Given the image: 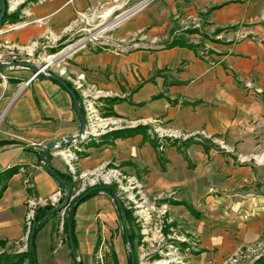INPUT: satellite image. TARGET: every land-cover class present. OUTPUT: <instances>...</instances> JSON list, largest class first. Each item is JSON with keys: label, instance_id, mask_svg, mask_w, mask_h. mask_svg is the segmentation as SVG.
<instances>
[{"label": "crops", "instance_id": "crops-1", "mask_svg": "<svg viewBox=\"0 0 264 264\" xmlns=\"http://www.w3.org/2000/svg\"><path fill=\"white\" fill-rule=\"evenodd\" d=\"M120 3V0L11 3L12 9L24 4L17 22H41L10 32L5 31L10 23L0 25V72L12 76L8 77L11 81L0 80V241L6 242L8 252L25 251L27 188H33L30 193L40 203L61 190L47 171L43 154L48 145L63 143L80 132L74 101L61 86L69 83L80 97L84 112L83 102L92 106L98 100L109 128L73 146L77 152L70 146L61 151L64 155L49 151V166L67 173V163L61 159L67 156L70 161L75 159L71 164L80 173L96 174L110 163H118L120 170L144 186L146 193L168 194L175 201L188 202L200 214V218L189 212L185 216L200 236L198 257L214 259L215 251L214 260L218 261L250 240L242 228L239 241L229 240L207 225L205 218L211 216L206 210L210 203L223 201L224 191L240 187L245 181H240V174L246 168L238 167L234 156L219 148L214 139L228 147L235 143L242 146L250 130L248 122L264 116V24H261L264 0H177L174 6L181 11L182 19H196L199 11L207 33L199 28H184L186 32L164 44L161 41L168 36L157 34L158 29L153 26L156 24L147 12L117 28L112 49L98 47L93 51L86 45L71 56L62 53L58 75H54L49 64L52 60L48 58L53 59L59 52L54 53L55 44L66 42L76 27L84 31L82 27L93 22L91 15L98 6L116 9ZM212 8L216 9L210 11ZM103 30L101 33L108 28ZM197 38L202 41L196 42ZM40 57H45V65L26 85L36 71L31 63ZM249 88L253 90L246 92ZM255 93L261 97L251 96ZM118 123L120 127H115ZM137 126H147L148 130L125 138L113 136V132ZM235 156L238 159L240 155ZM116 214L113 199L103 192L77 207L76 262L95 264L97 241H100L97 248H103L107 232L110 231L111 237L117 230L113 226ZM65 219L66 216L56 227L57 233L53 231V218L38 231L37 264H73L70 242L61 236ZM120 239V235L113 239V249L118 264H126L121 256Z\"/></svg>", "mask_w": 264, "mask_h": 264}, {"label": "rangeland", "instance_id": "rangeland-1", "mask_svg": "<svg viewBox=\"0 0 264 264\" xmlns=\"http://www.w3.org/2000/svg\"><path fill=\"white\" fill-rule=\"evenodd\" d=\"M120 1L121 5L116 9L98 6L91 15L93 22L90 25H84V27H82L85 29L84 31H80V28L76 27L71 32L72 36L66 42H60L59 45H57L58 43L55 44V49L59 52L53 55V59L48 58V61L52 60L49 64L50 70H52L54 75H58L59 66L63 60L61 56L62 53L63 56H71L74 51L86 45L92 48L91 50L93 51L98 49V47L112 49L114 47L111 46V41L117 28L126 21L139 18L147 12H150L148 18L156 24L153 26L158 29L157 34L159 36H168L167 39L161 41L164 44L167 43L171 37L177 38L178 35L186 32L185 30H190L192 28H199L203 33H207L206 28L202 26V22L199 19V11H196V19H182L181 11H178L177 6H174L177 0H128L126 3L125 0ZM13 2H17V0H7L6 12L8 14L18 9V6L11 9V3ZM122 2L125 4L122 5ZM261 7H264V3ZM107 12L111 13L109 16L104 17ZM261 24H264V21H261ZM150 28L151 27L142 30L137 34V37L145 34ZM103 29L107 31L101 33ZM194 40L196 42L202 41L200 38ZM99 42H103L104 45H92L93 43ZM44 59L45 57H40L37 58L34 63H31L36 71L41 70L45 65ZM67 62L69 64L72 63V61L68 59ZM36 71L32 73L35 74ZM7 76L12 77L11 75ZM8 77L7 81H11ZM25 87L26 85H24L22 89ZM251 90H253V88H249L246 92ZM93 96H97V94ZM251 96L260 98L261 94L255 93L251 94ZM92 101H94V99ZM94 102L92 106L91 104L89 105V102H83L84 107L86 106L83 135L74 142H63L58 144V148H52L50 150L52 154H58L60 151L59 154L64 155L61 151H64L65 147L69 146V149L73 152H77L73 150V146L85 142L87 139L86 137H90L91 135L96 136L109 128V126L105 125V110L102 105H99L97 99H95ZM260 118H264V116L256 117L248 122L250 130L242 146L237 147V143H235L231 144V147H228L223 141L214 139L217 146L228 151L229 155L234 156V163L240 168H246V171L245 173L244 169L241 171L240 181H245H243L240 187H231L227 189L224 191L226 194L223 196V201H216L208 205L206 210L211 216L205 218L208 221L206 224L212 226L213 230L217 229L221 231L222 234L228 236V239L232 241H239L243 236V231L242 234L239 233L241 230L240 228H242V230L247 233V237L250 238V240L245 243L243 242V244L239 245L233 252L224 255L218 261L214 260L217 256L215 251L213 252L214 259L207 261L204 259L205 256L198 257L201 254L200 236L197 230L189 225V219L185 217L187 216L186 212L189 211L181 204L173 205V202L179 201L173 200L172 196L168 194L152 195L146 193L144 186L137 180L132 179L129 173L120 170L118 163H116L117 165L110 163L108 166L100 169L96 174H83L79 172L76 166L71 164L75 161L74 158L72 159L73 161H70L71 159L69 157L62 156L61 159L67 163V166L64 165L65 169L72 174L75 182L69 205L80 193L89 187L99 184L115 186L116 197L123 206L130 211L131 223L129 230L132 231L133 235L136 237L134 253L137 264H254L255 261L264 258V119L261 120ZM77 122L79 129H81L79 119ZM114 126L120 127V124L118 123ZM80 134L79 132L76 137ZM89 142L90 145L94 144L93 140ZM235 155L240 156L237 159ZM32 189V187L27 188L29 196L24 203L27 212L25 218L27 240L35 210L39 207L46 206V204L54 206L48 201L44 203L37 201L32 193H30ZM61 193L64 198V193L62 191ZM220 195L221 193H218V196ZM228 197L229 199H227ZM180 201L186 202L184 200ZM175 206L184 208H175ZM191 206L199 212L193 205ZM68 208L69 206L53 218L52 225L55 226L53 230L55 233L58 231L56 227L59 223L61 225L62 219L65 218ZM189 214L191 215L190 212ZM113 223V226H117V230L112 232L111 237L110 231L107 232L106 236L108 238H106L103 248H98L95 252V264H114V260H117V258L113 249V239L118 235L122 237V239H120L123 249L121 254L122 260H125L126 264H128L131 248L129 244L124 242V228L117 214L114 217ZM61 236L65 241L67 240V235L63 231V225ZM0 248L8 252L6 246H0ZM26 250L27 245L25 251Z\"/></svg>", "mask_w": 264, "mask_h": 264}, {"label": "trees", "instance_id": "trees-1", "mask_svg": "<svg viewBox=\"0 0 264 264\" xmlns=\"http://www.w3.org/2000/svg\"><path fill=\"white\" fill-rule=\"evenodd\" d=\"M5 3L7 4V0H5ZM24 7V4H22L15 12L8 14L7 12L5 13L4 17L0 21V25H3L5 23H15L19 20L20 16V11ZM216 8H212L210 11H213ZM209 11V12H210ZM191 32H197V30H192ZM54 53L57 52L58 50H53ZM56 82L60 83L61 81L55 79ZM67 87L72 89L71 84L66 83ZM65 90L66 88L61 85ZM75 99L79 105V112L81 114V117L85 118V112L84 109L81 105V99L78 96V94L75 92ZM113 102H117L118 99H113ZM75 106V105H74ZM76 110V109H75ZM110 115V114H109ZM148 130L147 126H137L132 129H122L118 130L116 132H113L114 138H125V137H130L137 132H143L146 133ZM153 146L157 147V143L155 141H152ZM43 159L45 162H49L50 164V155L49 153H44L43 154ZM55 174L57 175V178L62 181V184H59V187L63 193L65 191L67 192H72V189L74 188L75 182L73 181L72 175L67 172V173H61L58 171H55ZM57 181V180H56ZM106 193L108 194L114 201L118 217L120 221L122 222L123 228H124V233H123V239L126 244H129L131 248V254L128 259V264H137L136 263V258H135V253H134V246H135V235H133L132 231H130V223H131V218H130V211L127 210L123 204L118 200L116 197V187L113 185L106 186V185H96L93 187H89L85 189L74 201H72L69 205L68 211L66 213V219L63 223V231L67 235V240L70 242V245L72 247V252H71V257L73 264H81L79 262H76V256H75V248H76V239H75V233H74V214L77 209V207L86 201L87 199L98 195L99 193ZM2 194V189L0 190V196ZM63 199L59 202L58 205L56 206H51L50 204H46L44 207H39L35 210V215L34 218L31 222V226L33 223H35V229L34 233L31 236L30 233L28 235V240H27V250L25 252H20V253H9L6 251H3L0 253V264H37V259H36V253H35V238L47 222L51 220L52 218L56 217L59 212L56 211L58 206L62 203ZM78 201L77 205H74L75 202ZM181 204L183 205L190 213L193 215L195 218H200L199 212H197L191 205H189L186 202L179 201V202H173V205ZM69 233H71V239L69 237ZM100 241H97L95 252L97 251V247L99 246ZM0 246L4 247L6 246V242L0 241ZM114 264H117V260H114ZM254 264H264V258H260L259 260L255 261Z\"/></svg>", "mask_w": 264, "mask_h": 264}, {"label": "water", "instance_id": "water-1", "mask_svg": "<svg viewBox=\"0 0 264 264\" xmlns=\"http://www.w3.org/2000/svg\"><path fill=\"white\" fill-rule=\"evenodd\" d=\"M6 11H7V8H6L5 0H0V21L4 17ZM0 68H1V66H0ZM38 71H41V70H38ZM63 86L66 88L67 92L69 93V95L72 97V99L74 101L75 109H76V112H77V115H78V119H79V122H80V128H81L80 129V133L81 134L78 137H76V138H69L68 140L65 141L66 143H70V142H74V141L78 140L83 135V133H84V130H83V128H84V120L81 117V114L79 112V105H78V103H77V101L75 99V93H74V91L72 89L68 88L66 84H63ZM52 148H58V145L57 144H50V145H48L45 148L44 153H49V151ZM45 167H46L47 171L57 180V182L59 184L63 185L62 184V181L57 178V175L55 174V172L53 171V169L49 166V162H45ZM70 198H71V192L65 191L63 201L58 206V208L56 209V211L57 212H61V211L65 210L69 206ZM77 204H78V201L74 203V205H77ZM34 229H35V223H33L32 226H31V230H30V235L31 236L34 233ZM69 237L71 239V233H69Z\"/></svg>", "mask_w": 264, "mask_h": 264}, {"label": "built area", "instance_id": "built-area-1", "mask_svg": "<svg viewBox=\"0 0 264 264\" xmlns=\"http://www.w3.org/2000/svg\"><path fill=\"white\" fill-rule=\"evenodd\" d=\"M261 20L264 21V9L262 10L261 13ZM41 20H36V21H32V22H22V23H15V24H10L9 26H7L6 28V32H10V31H14V30H18L24 26L33 24V23H39L40 24ZM12 68V66H11ZM40 71H37L35 74L32 75L31 79L26 83V85L31 82L32 79L36 78L39 75ZM0 78L3 82H6L7 77L5 75H3L0 72ZM63 199V194L60 191L55 192L54 194H52L49 199L48 202H50L52 205L56 206L59 204V202Z\"/></svg>", "mask_w": 264, "mask_h": 264}, {"label": "bare ground", "instance_id": "bare-ground-1", "mask_svg": "<svg viewBox=\"0 0 264 264\" xmlns=\"http://www.w3.org/2000/svg\"><path fill=\"white\" fill-rule=\"evenodd\" d=\"M12 8H13V6H12ZM12 8H11V9H12ZM105 30H106V29H105Z\"/></svg>", "mask_w": 264, "mask_h": 264}]
</instances>
